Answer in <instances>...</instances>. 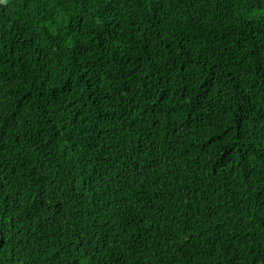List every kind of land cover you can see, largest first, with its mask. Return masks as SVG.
Returning a JSON list of instances; mask_svg holds the SVG:
<instances>
[{
  "label": "trees",
  "instance_id": "16d2710c",
  "mask_svg": "<svg viewBox=\"0 0 264 264\" xmlns=\"http://www.w3.org/2000/svg\"><path fill=\"white\" fill-rule=\"evenodd\" d=\"M0 264H264V0H0Z\"/></svg>",
  "mask_w": 264,
  "mask_h": 264
}]
</instances>
